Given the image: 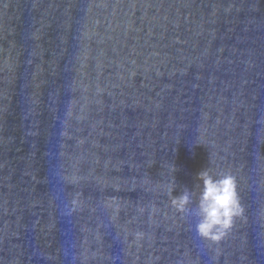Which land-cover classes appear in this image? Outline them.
Wrapping results in <instances>:
<instances>
[{"label":"water","instance_id":"obj_1","mask_svg":"<svg viewBox=\"0 0 264 264\" xmlns=\"http://www.w3.org/2000/svg\"><path fill=\"white\" fill-rule=\"evenodd\" d=\"M0 264H264V0H0Z\"/></svg>","mask_w":264,"mask_h":264},{"label":"clouds","instance_id":"obj_2","mask_svg":"<svg viewBox=\"0 0 264 264\" xmlns=\"http://www.w3.org/2000/svg\"><path fill=\"white\" fill-rule=\"evenodd\" d=\"M197 175L202 182V189L196 207L189 208L192 191L187 187L178 196L173 195L175 187L170 188L171 202L180 212H191L198 218L195 227L199 236L219 241L232 228L235 218L244 212L236 178L231 173L214 176L207 169Z\"/></svg>","mask_w":264,"mask_h":264}]
</instances>
